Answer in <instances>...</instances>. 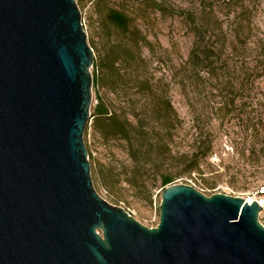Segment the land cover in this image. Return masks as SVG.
<instances>
[{"label":"water","instance_id":"water-1","mask_svg":"<svg viewBox=\"0 0 264 264\" xmlns=\"http://www.w3.org/2000/svg\"><path fill=\"white\" fill-rule=\"evenodd\" d=\"M77 0H0V264H264L258 200L176 183L147 227L96 190Z\"/></svg>","mask_w":264,"mask_h":264},{"label":"rangeland","instance_id":"rangeland-1","mask_svg":"<svg viewBox=\"0 0 264 264\" xmlns=\"http://www.w3.org/2000/svg\"><path fill=\"white\" fill-rule=\"evenodd\" d=\"M77 2L96 63L112 45L134 44L110 24L111 8L128 14L131 27L149 42L148 46L140 42L144 63L139 68L143 74L169 83V95L181 119L172 149V172L177 174L173 183L193 185L208 196L222 193L245 200L264 198L257 195L264 185V74L247 72L253 64L248 44L264 33V0ZM248 23L252 32L246 39ZM199 28L206 36L202 43L213 54L214 75L196 76L197 72L184 68L194 41L200 38ZM94 70L93 65L92 74ZM92 93L91 113L98 93L109 96L105 88L94 85ZM84 139L98 193L127 209L145 226H157L162 188H153L149 199L145 197L147 193L136 192L120 182L115 188L121 201L116 200L104 186L101 170L108 175L111 166L129 165L132 161L122 143L103 142L91 127ZM195 156L200 158L198 163L192 161ZM144 179L153 182L152 177ZM259 220L264 225V208Z\"/></svg>","mask_w":264,"mask_h":264},{"label":"trees","instance_id":"trees-1","mask_svg":"<svg viewBox=\"0 0 264 264\" xmlns=\"http://www.w3.org/2000/svg\"><path fill=\"white\" fill-rule=\"evenodd\" d=\"M205 11L202 8V12ZM108 20L134 44L129 47L116 43L97 63L94 58L93 85L105 88L109 96L97 94V103L90 117L92 122L90 124L89 120L85 135L91 127L103 142L122 143L132 161L129 165L111 166L108 175L101 170L103 184L116 200L121 201L115 188L120 182L136 192L147 193L145 197L150 199L156 186L159 185L163 191L174 184L177 174L172 172V159L175 158L172 149L181 119L170 98L169 83L165 84L151 74H143L139 68L144 63L140 42L143 41L144 46L149 42L138 29L131 27L132 19L125 12L111 8ZM246 28L244 37L248 39L252 32L251 24L248 23ZM197 37L200 38L194 41L184 68H191L198 73L194 74L196 76L214 75L213 54L202 43L206 36L200 28ZM256 37V42L248 44L253 53V64L247 69L248 74H264V33ZM199 160L198 156L192 159L195 163ZM144 176L152 177L153 182H146Z\"/></svg>","mask_w":264,"mask_h":264},{"label":"built area","instance_id":"built-area-1","mask_svg":"<svg viewBox=\"0 0 264 264\" xmlns=\"http://www.w3.org/2000/svg\"><path fill=\"white\" fill-rule=\"evenodd\" d=\"M257 195H262V197H264V185H262V186L259 188V190H258V192H257ZM256 198L261 199L260 197H256ZM256 200H258V199H256ZM263 201H264V198H263ZM261 205L264 206V203L261 204Z\"/></svg>","mask_w":264,"mask_h":264},{"label":"bare ground","instance_id":"bare-ground-1","mask_svg":"<svg viewBox=\"0 0 264 264\" xmlns=\"http://www.w3.org/2000/svg\"><path fill=\"white\" fill-rule=\"evenodd\" d=\"M256 199H258V201H259L260 204H263L264 203L263 198L259 199V198H256V197H254V198L251 197V198L248 199V201L249 202H252V201H254Z\"/></svg>","mask_w":264,"mask_h":264}]
</instances>
